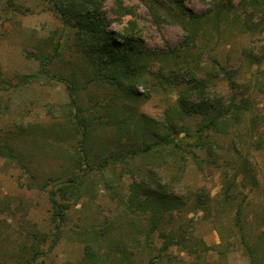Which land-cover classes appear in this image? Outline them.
Instances as JSON below:
<instances>
[{"label":"rangeland","instance_id":"obj_1","mask_svg":"<svg viewBox=\"0 0 264 264\" xmlns=\"http://www.w3.org/2000/svg\"><path fill=\"white\" fill-rule=\"evenodd\" d=\"M183 1L186 15L181 18L168 4L170 10H160L164 21H157L139 0H106L108 28L122 36L136 29V39L153 53L148 77L154 85L140 87L145 96L138 100L121 103L162 119L168 105L176 103L178 88L173 83L162 86L159 79L171 69L180 74L188 65L203 69L200 76L204 68H218L210 90L230 96L234 92L223 68L236 81L239 97L250 99L257 116L252 123L253 114H246L241 140L230 133L216 138L220 146L214 150L221 166L201 170L189 161L177 189L184 205L165 215L173 244L162 250L161 232L147 236L142 229L145 215L136 218L137 226L129 223L119 196L127 195L133 176L119 165L113 177L119 195L94 170L78 198H58L53 204L51 190L69 176V157L79 145V137L73 138L67 128L70 94L59 78L75 76L84 84L89 79L84 71L90 66L77 52L73 35H62L63 24L46 0H0L2 77L16 82L18 74L37 72L41 64L31 53L41 47L53 54L56 44L62 45L48 77L0 91V147L8 145L16 155H0V264H78L90 246L98 254V264H119L122 251L129 254L123 264H253L246 244L257 263L264 264V0L257 6L253 0ZM215 2H230L232 9L218 16ZM192 15L203 20L201 25H188L195 37L181 22ZM82 94L84 104L95 103L106 96V89L90 84ZM259 136L263 147L255 149L251 143ZM233 139L243 148L254 180L240 174L226 192L225 173L230 171L228 179L236 171ZM109 175L105 177L111 181ZM195 194L202 195L207 211L194 200ZM35 246L40 254L33 259Z\"/></svg>","mask_w":264,"mask_h":264},{"label":"trees","instance_id":"obj_2","mask_svg":"<svg viewBox=\"0 0 264 264\" xmlns=\"http://www.w3.org/2000/svg\"><path fill=\"white\" fill-rule=\"evenodd\" d=\"M46 1L50 10L58 15L63 24L62 35H73L77 52L90 66L89 72L84 71L89 76L84 84L75 76L59 78L67 83L70 94V101L66 106L67 128L73 138L79 137V145L77 151L69 157L72 161L69 176L56 182L57 189L51 190L52 202L57 205L58 198H78L86 188L88 175L94 170L103 176L107 187L119 195V185H115L113 180L119 165L124 172L133 176L127 195L119 196L129 223L137 226L138 217L145 215L146 224L142 229L147 236L161 232L164 238L162 250H166L172 246L174 234L170 237L166 231L165 215L184 205L177 189L185 177L189 161L192 160L201 170L221 166V158L214 150L215 146H220L216 143V138L230 133L242 139L245 133L242 123L248 113L253 114L252 123H255V107L250 99L239 97L235 92L236 81L223 68L220 70L227 74L226 80L234 92L230 96L210 90L211 81L218 68H204L203 76H200L203 69L188 65L180 74L171 69L170 75L161 76L162 79H159L162 86L173 83V88H178L176 103L168 105L162 119L157 120L138 111L129 103L145 96L139 88L149 89L154 81L148 77L151 73L148 64L153 53L146 50L136 39V29H131L130 34L123 36L110 30L103 13L106 0ZM139 1L157 21H164L160 10L169 9L168 4L179 11L178 16L181 18L188 13L183 0ZM258 2L259 0H253V6H257ZM214 8L220 16L230 12L232 6L230 2H215ZM181 22L190 35L195 37L196 33L189 30L188 25H201L203 20L201 16L192 15L189 20L184 19ZM61 49L62 45L57 43L53 54L41 47L37 53H31L40 61L39 70L32 74H18L16 82L0 74V91L27 86L48 77L53 56L60 54ZM154 77L160 75L154 73ZM90 84L106 89V96L95 103L84 104L82 93ZM262 88L264 89V83ZM91 100L93 101V97ZM122 101L129 103H121ZM61 135V132L56 131L58 138ZM251 145L255 149H261L262 138L259 136ZM232 146L237 156L233 165L236 171L233 178L228 179L227 174L230 171L225 173L226 190L228 189L226 192L236 185L234 179L240 174L254 180L250 163L243 157V148L238 147L235 139ZM0 155L16 157L14 149L8 145L0 147ZM107 173L110 174L111 181L105 177ZM194 196L200 208L207 211L202 195ZM227 197L229 198V193ZM236 222H240L239 217ZM34 248L36 251L33 259L40 254L38 247ZM246 248L253 264H259L251 246L246 244ZM121 253L124 258L119 264L129 260L128 253ZM27 262L30 263L28 260ZM98 262V254L90 246L86 249L84 261L78 264Z\"/></svg>","mask_w":264,"mask_h":264}]
</instances>
